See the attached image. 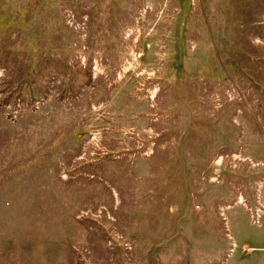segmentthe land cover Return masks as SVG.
<instances>
[{"label": "rangeland", "instance_id": "obj_1", "mask_svg": "<svg viewBox=\"0 0 264 264\" xmlns=\"http://www.w3.org/2000/svg\"><path fill=\"white\" fill-rule=\"evenodd\" d=\"M263 214L264 0H0V264L250 261Z\"/></svg>", "mask_w": 264, "mask_h": 264}, {"label": "crops", "instance_id": "obj_2", "mask_svg": "<svg viewBox=\"0 0 264 264\" xmlns=\"http://www.w3.org/2000/svg\"><path fill=\"white\" fill-rule=\"evenodd\" d=\"M256 239L250 245L246 246L251 251L252 260H236L234 263L226 262L224 264H264V214L261 215L260 224L256 227ZM244 248V247H243ZM243 252V251H241ZM243 253L241 254V256Z\"/></svg>", "mask_w": 264, "mask_h": 264}]
</instances>
